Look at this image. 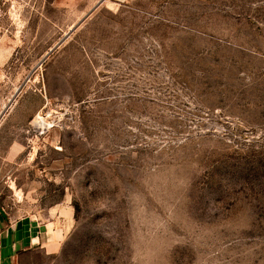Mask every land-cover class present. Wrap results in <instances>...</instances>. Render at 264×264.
Here are the masks:
<instances>
[{
  "label": "rangeland",
  "instance_id": "1",
  "mask_svg": "<svg viewBox=\"0 0 264 264\" xmlns=\"http://www.w3.org/2000/svg\"><path fill=\"white\" fill-rule=\"evenodd\" d=\"M98 1L0 0V231L69 206L23 264H264V0Z\"/></svg>",
  "mask_w": 264,
  "mask_h": 264
},
{
  "label": "crops",
  "instance_id": "2",
  "mask_svg": "<svg viewBox=\"0 0 264 264\" xmlns=\"http://www.w3.org/2000/svg\"><path fill=\"white\" fill-rule=\"evenodd\" d=\"M71 216L69 206H56L39 216L8 218L0 231V264H23L35 251L59 253L69 233Z\"/></svg>",
  "mask_w": 264,
  "mask_h": 264
},
{
  "label": "bare ground",
  "instance_id": "3",
  "mask_svg": "<svg viewBox=\"0 0 264 264\" xmlns=\"http://www.w3.org/2000/svg\"><path fill=\"white\" fill-rule=\"evenodd\" d=\"M34 124L37 125V126H47V124L45 123L44 119L41 118L40 116H37L35 119H34Z\"/></svg>",
  "mask_w": 264,
  "mask_h": 264
},
{
  "label": "water",
  "instance_id": "4",
  "mask_svg": "<svg viewBox=\"0 0 264 264\" xmlns=\"http://www.w3.org/2000/svg\"><path fill=\"white\" fill-rule=\"evenodd\" d=\"M102 1H103V0L98 1V3H97L96 6H98ZM69 33H70V32H69ZM69 33H67L65 36H63L62 39H60L59 42H58L53 48H55V47H57L58 45H60V44L65 40V38L68 36ZM53 48H52V49H53ZM52 49H51V50H52Z\"/></svg>",
  "mask_w": 264,
  "mask_h": 264
}]
</instances>
